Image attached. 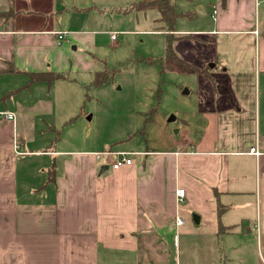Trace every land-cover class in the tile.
I'll return each mask as SVG.
<instances>
[{
	"label": "crops",
	"instance_id": "obj_1",
	"mask_svg": "<svg viewBox=\"0 0 264 264\" xmlns=\"http://www.w3.org/2000/svg\"><path fill=\"white\" fill-rule=\"evenodd\" d=\"M261 3L214 0L211 24L188 34L221 65L222 106L193 112L181 139L143 140L79 132L92 129L71 107L105 71L119 34L105 12L127 16L120 1L0 0V111L15 114L0 123V264H264V155L248 153L264 143ZM115 151L132 163L113 168Z\"/></svg>",
	"mask_w": 264,
	"mask_h": 264
},
{
	"label": "rangeland",
	"instance_id": "obj_2",
	"mask_svg": "<svg viewBox=\"0 0 264 264\" xmlns=\"http://www.w3.org/2000/svg\"><path fill=\"white\" fill-rule=\"evenodd\" d=\"M104 1L106 4L120 1L124 10L121 14L127 16L114 17L113 20V16L109 18L110 10L105 12L108 18L105 19L104 27L114 28L119 34H116L114 42L105 43L102 58L99 57V67H105L107 80L97 86L93 83L90 88L78 89L80 99L77 96L71 102L74 112L93 116L92 120H87L85 116L82 118L92 130L80 129L79 132H95L103 137L113 130L114 137L130 132L143 140L146 134H151L155 139H181L193 124V112L203 113L209 107L222 106L221 102L215 101L220 93L226 92L223 89L225 80L219 74L221 65L210 66L208 74L204 75L166 68L164 54L168 30L161 26L162 23L156 22L159 11L155 8L146 11L136 10L135 7L131 9V4L140 0ZM175 4L178 12L174 22L175 35L196 33L197 27L211 24L214 0H175ZM117 6L115 3L114 7ZM257 18L263 34L264 3L258 7ZM119 30L135 31L132 34H120ZM172 48L182 59L196 64L199 69L213 62L209 60L211 56L207 55L208 48L204 47L202 51L196 49L191 38L179 41L173 39ZM214 68L215 72L210 74ZM45 82L49 84V81ZM50 82L52 85L62 84L61 81ZM258 82L256 96L257 99L259 96V116L263 128L264 72H261ZM56 87L51 88L50 94L61 112L63 95L55 90ZM69 97L70 94L64 98ZM113 132L108 136L112 137Z\"/></svg>",
	"mask_w": 264,
	"mask_h": 264
},
{
	"label": "trees",
	"instance_id": "obj_3",
	"mask_svg": "<svg viewBox=\"0 0 264 264\" xmlns=\"http://www.w3.org/2000/svg\"><path fill=\"white\" fill-rule=\"evenodd\" d=\"M136 8L137 10H147L151 8H155L159 11L160 15L159 18L156 20V22L162 23V27H166L168 30V35L166 38V50L164 54V66L166 68L172 69V70H184L189 72L198 73L201 75H204L205 73L208 74L210 64L204 67L203 69H199L196 64L194 63H188L186 60L182 59L177 52L172 48V41L173 39H188L189 36H191V41L193 39V35H175L173 31L174 30V22L176 18L178 17V12L176 11V4L175 0H140L134 5H132V8ZM130 9V10H131ZM188 17H191L189 13H187ZM194 42V41H193ZM196 43L194 42V45ZM214 63V62H210ZM210 75V74H209ZM58 74H50V77H46V75L42 74H36L32 77V80L35 79H42L47 81H52L53 79L57 78ZM108 74L106 71L98 72L97 77L94 81V84H100L107 80Z\"/></svg>",
	"mask_w": 264,
	"mask_h": 264
},
{
	"label": "built area",
	"instance_id": "obj_4",
	"mask_svg": "<svg viewBox=\"0 0 264 264\" xmlns=\"http://www.w3.org/2000/svg\"><path fill=\"white\" fill-rule=\"evenodd\" d=\"M215 13V10H214ZM68 32L67 31H58L56 32L57 35V43H60L64 37L66 36ZM254 34H258V30L254 29L253 30ZM116 34L117 33H112L111 34V38L115 39L116 38ZM6 120H10L13 121L15 120V114L11 111H0V123H2L3 121ZM252 155L255 156H260V155H264V143L262 145H258L255 144L254 146H251L249 149V152ZM113 154L116 156L115 161L112 164L113 168H119L122 165H130L132 163V159L131 157L128 156V154H130L129 152H125V151H115L113 152ZM184 189H178L177 190V195H178V200L182 201V197L184 196ZM183 223V219H181L180 217L176 218V224H182Z\"/></svg>",
	"mask_w": 264,
	"mask_h": 264
},
{
	"label": "water",
	"instance_id": "obj_5",
	"mask_svg": "<svg viewBox=\"0 0 264 264\" xmlns=\"http://www.w3.org/2000/svg\"><path fill=\"white\" fill-rule=\"evenodd\" d=\"M210 66H213V63H211V65ZM196 216V215H195Z\"/></svg>",
	"mask_w": 264,
	"mask_h": 264
}]
</instances>
